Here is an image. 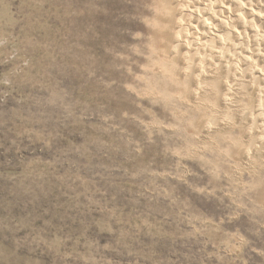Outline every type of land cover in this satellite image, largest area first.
<instances>
[{
	"label": "rangeland",
	"instance_id": "1",
	"mask_svg": "<svg viewBox=\"0 0 264 264\" xmlns=\"http://www.w3.org/2000/svg\"><path fill=\"white\" fill-rule=\"evenodd\" d=\"M152 14L0 0V264H264V168L189 131Z\"/></svg>",
	"mask_w": 264,
	"mask_h": 264
},
{
	"label": "bare ground",
	"instance_id": "2",
	"mask_svg": "<svg viewBox=\"0 0 264 264\" xmlns=\"http://www.w3.org/2000/svg\"><path fill=\"white\" fill-rule=\"evenodd\" d=\"M149 8L152 61L177 93L175 110H192L189 131L200 140L226 134L237 160L264 168V0H149Z\"/></svg>",
	"mask_w": 264,
	"mask_h": 264
}]
</instances>
